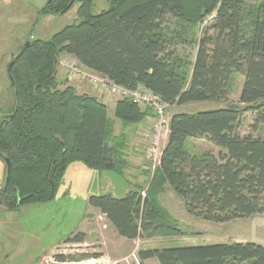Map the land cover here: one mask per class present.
Wrapping results in <instances>:
<instances>
[{
	"label": "trees",
	"instance_id": "trees-1",
	"mask_svg": "<svg viewBox=\"0 0 264 264\" xmlns=\"http://www.w3.org/2000/svg\"><path fill=\"white\" fill-rule=\"evenodd\" d=\"M71 1L51 0L37 17L62 14ZM93 1L75 0L78 22L47 40L29 33L12 54V76L7 74L12 104L0 116V153L10 159L11 170L7 179L6 164L0 207L15 211L54 200L73 162L97 170L119 166L121 151L110 145L114 123L108 107L79 93L68 73L60 78L56 60L65 54L118 85L146 88L169 105L225 103L173 113L154 177L161 173L199 219L230 223L263 213L264 0H108L109 7L98 14L92 12ZM236 74L244 83L238 101H230ZM247 112L256 118L243 133ZM152 114L132 98L116 102L115 117L123 122ZM192 138L208 139L221 151L192 152ZM143 189L122 197L94 194L88 203L130 240L197 234L184 230L150 187L143 198ZM83 240L78 232L65 242ZM139 254L159 264H264V245L252 241L142 247ZM55 259L74 261L63 254Z\"/></svg>",
	"mask_w": 264,
	"mask_h": 264
},
{
	"label": "rangeland",
	"instance_id": "rangeland-1",
	"mask_svg": "<svg viewBox=\"0 0 264 264\" xmlns=\"http://www.w3.org/2000/svg\"><path fill=\"white\" fill-rule=\"evenodd\" d=\"M40 1H42L40 4L42 6L49 2V0ZM78 7L79 4L77 3L65 13L58 15L46 14L38 18L37 10L39 8L34 6V0H0L1 21L5 23L7 15H10V20H14V17L17 21L15 31L12 33V38H10L11 40L5 37L4 27L6 24L0 23V116L4 110L2 108L12 104V89L9 86L7 76V66L11 61L12 54L19 49L29 33H32V38L47 40L65 26L78 22L80 20ZM108 7V0H94L92 12L93 14H98ZM192 50L194 49L192 48ZM65 57L76 60L75 57L65 54L60 59ZM58 73L62 80L67 75L65 69L60 66H58ZM70 83L76 86L79 93L91 95L88 83L71 78ZM243 83L244 77L236 74L235 91L230 95V101H238ZM223 107H226L225 103L216 101L190 102L184 105L175 104L168 106L167 115L169 118L170 114L176 111L198 112ZM108 114L116 118L113 110H110ZM255 118L256 116L252 112L245 114L243 133L250 131ZM259 133L264 136V129L259 131ZM150 165L152 167V163ZM5 168L6 163L0 157V187L5 177ZM108 172H104L100 178L95 175L98 184L100 182L102 184L108 182L105 177L107 174L117 176L113 171L111 173ZM63 181L58 189L56 198L50 202L24 204L15 211H8L0 207V264H61L54 256H46L50 250L56 248V245H62L70 235L78 233L76 229L80 225L82 218L80 196L83 193L82 185L73 183L71 186L68 183V178L63 179ZM92 186L98 187L99 185L93 182ZM63 190L69 191V196L62 197ZM176 196L175 200L167 196L168 199H164L165 206L169 209V213L180 222L184 230L197 232V234L172 238L141 237L139 248L214 244L222 243V241L230 242L234 241V239L254 242L259 241L264 233V220L260 217H254L255 219L251 220H237L230 223L207 221L189 214L183 199L178 195ZM135 247L136 244L127 251H131ZM77 249L79 248L74 246H63L58 248V252H65L66 256L73 259L80 258L82 256ZM85 261L87 260L80 262ZM72 262L70 261L67 264ZM148 264L156 263L150 260Z\"/></svg>",
	"mask_w": 264,
	"mask_h": 264
},
{
	"label": "crops",
	"instance_id": "crops-1",
	"mask_svg": "<svg viewBox=\"0 0 264 264\" xmlns=\"http://www.w3.org/2000/svg\"><path fill=\"white\" fill-rule=\"evenodd\" d=\"M41 2L42 1L40 0H34V6H36V8L43 7L40 5ZM9 16L10 15H7L5 23L2 22L0 18V23L6 24L4 27V33L7 39L12 38V33L15 31L17 25L16 19L13 17L14 20H10ZM88 89L90 90L92 96H95L107 105L108 113L110 110H113L115 113L116 102L119 100V98L111 96L107 90L94 89L91 88V86H88ZM141 106L144 110H148L149 113L153 112L154 114L153 108H148V106L142 104ZM173 113L170 114L169 121ZM153 114L147 115L144 120L137 123H126L118 118H113L108 114L114 123V139L110 141V145L116 146L121 151L120 157H118L120 161L117 169L97 170L88 167L83 161H76L68 166L64 180L68 178V183H70L71 186L73 183H76L78 185H82L83 187V193H81L80 196L82 201V218L80 220V225L76 230L77 232L83 233L84 240L81 242L69 243L64 241L62 245L58 244L56 245L55 249L50 250L46 257L54 256L55 258V255L58 254H63L66 256L67 254L65 252H58V248L63 246H74L79 248L77 250L82 257L74 258L73 262L80 263V261L83 260H91V262H95L96 260L103 257L120 258L123 255L129 253L130 251L127 250H129L131 246L133 247L137 240H140V238L130 240L120 236L115 228L109 223L105 214H103L99 209L93 208L89 205L88 200L91 195L112 194L115 197H122L138 186H143L144 189H148L150 187V192L158 194L162 205L167 210H169L164 204V199L168 196V198L175 200L177 196L161 173L154 177L155 172H153L150 165L151 162L146 155V146L149 142V136L151 132L150 123L154 117ZM168 136L169 128L167 134L164 137V147L167 144ZM188 148L192 152L200 153L211 151L216 155H218L221 151L219 147L205 138L189 139ZM106 171H109L108 173L113 171L117 174V176H114L113 174H107L105 177L108 182L105 184L100 182L98 184L95 175H98L100 178ZM93 182L95 184L97 183L99 186H92ZM62 195V197L69 196V191L63 190ZM254 217H260L264 220V212L255 214L246 219L251 220ZM75 234L77 233H74L69 237H72ZM234 241L247 242L245 240L236 239H234ZM224 242L227 241H222V243ZM254 242L264 245V233L259 241ZM150 260L154 261L156 264H159L157 259H149L146 261V263H149ZM69 262L70 261L61 262V264H67Z\"/></svg>",
	"mask_w": 264,
	"mask_h": 264
},
{
	"label": "built area",
	"instance_id": "built-area-1",
	"mask_svg": "<svg viewBox=\"0 0 264 264\" xmlns=\"http://www.w3.org/2000/svg\"><path fill=\"white\" fill-rule=\"evenodd\" d=\"M76 59V58H75ZM61 68L65 69L69 74V78L78 79L82 82L88 83L94 89L107 90L109 94L117 98H132L135 102L149 106L154 110V117L150 123V136L149 142L146 146L147 158L152 163L153 172L161 164L162 153L164 149V137L168 132L169 118L167 115V108L169 104L164 102L157 94L150 90L138 87L135 89H129L127 87L116 84L111 81L107 76L96 71L89 70L77 59L61 58L58 61ZM147 188L143 189L141 195L146 197ZM136 247L126 255L120 258L103 257L91 262L87 260L85 262H72L71 264H148L143 261L139 254V240L136 241Z\"/></svg>",
	"mask_w": 264,
	"mask_h": 264
},
{
	"label": "water",
	"instance_id": "water-1",
	"mask_svg": "<svg viewBox=\"0 0 264 264\" xmlns=\"http://www.w3.org/2000/svg\"><path fill=\"white\" fill-rule=\"evenodd\" d=\"M50 1H51V0H49V2H50ZM74 3H75V0H72V1L69 3V5H68V6L62 11V13H65V12H67L68 10H70V9L73 7ZM25 45H29V42L27 41ZM13 62H14V59H12V60L10 61V63L8 64V67H7V73H8L9 76H12V75H11V69H12ZM57 63H58V60H56V64H57ZM0 157H1V158L6 162V164H7V179H8L9 174H10V170H11V161H10L9 158L3 157V156L1 155V153H0Z\"/></svg>",
	"mask_w": 264,
	"mask_h": 264
}]
</instances>
